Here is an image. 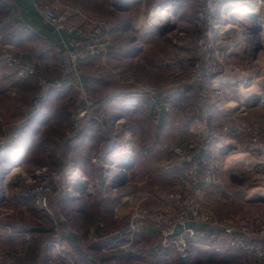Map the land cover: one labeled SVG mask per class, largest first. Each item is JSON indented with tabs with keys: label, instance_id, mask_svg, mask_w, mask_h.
<instances>
[{
	"label": "built area",
	"instance_id": "obj_1",
	"mask_svg": "<svg viewBox=\"0 0 264 264\" xmlns=\"http://www.w3.org/2000/svg\"><path fill=\"white\" fill-rule=\"evenodd\" d=\"M183 1L156 0L148 11L149 22L146 26L154 34L166 33L168 36L172 35L174 40L184 42V48L190 50L191 57L184 59L171 55L162 58L159 65L164 77L158 86L149 82H140L135 77L126 80L138 90L135 96L142 98L145 102L149 121L155 127L160 124L163 116L171 113L170 102L161 98L162 90L199 89L201 84H205L211 97L221 104L225 103L224 100L230 96L231 90L238 91L240 100L239 103L235 102L238 107L227 109L224 106L226 111L231 113L235 109L237 113L238 110L242 111L243 104H246L245 107L253 104L254 100H244L245 90L256 87L260 78L264 77V0H194L193 28L195 31L192 40H188L187 36L185 39L184 35L178 37L180 33L176 29L179 28L176 8ZM31 7L37 16L52 27L59 36L62 47L58 78L49 79L39 71L36 61L32 62L33 66L26 65L21 53L15 55L16 53L10 50H3L0 53V73L9 81L35 77L44 93L50 89L63 90L65 82L68 81L67 88L77 90L81 101V106L75 110L70 127L64 131L57 147L59 151L57 158L62 161L60 168L53 172L40 169L33 175L22 172V176L28 182L12 185L9 188L18 198L16 203L20 207L25 209L24 201L29 199L34 209L49 220L52 238L48 243L56 249L60 246L59 238L62 233L91 244L112 238L111 243L103 245L100 249L102 253L110 254L129 247L135 233L137 234L144 227H149L158 242L159 250L166 253L170 264L187 261L196 249L222 251L226 248L244 249L247 256L250 258L253 256L255 261L257 259L258 262L253 264L264 262L262 248L264 220L257 225L250 223L233 225L213 215L195 192L200 178L201 182L210 186H216L219 183L217 156L208 153L205 149L215 138L214 134L208 132L203 134L199 145L180 139L171 146L167 163L180 172L184 184L181 188L150 197L152 200L150 204L146 201L145 203V199L136 201V205L128 213L129 238L124 243L121 241L120 231L112 229L119 223L122 215L113 216L116 220L113 226H108L101 217L79 230L69 224L65 215L56 214L52 210L51 199L58 193L73 194L76 197L97 193L104 198L105 210L109 205L108 202L115 197L119 186L124 183L127 173L125 166L132 165L134 155H124L129 156L130 160L123 165V174L117 177L112 176L109 170L115 164H119L123 155L115 151L116 147L120 148L116 133L103 130L105 138L99 144L97 153L91 157L97 183L95 193L92 182L82 174L75 163L63 158L61 150L77 133L81 116L86 118V123L95 121L104 126L106 122V116L101 112L102 100L92 101L85 85L78 79L75 67L77 60L84 57L77 51L83 46L86 47V59L95 58L96 61L106 65L104 57L109 45L108 28L103 21L94 20L77 10H63L59 0H31ZM241 8L254 10L255 12H252L254 16L250 17L251 13L241 16L238 11ZM162 10L166 12L165 16L159 14ZM169 15L173 18L170 21L167 20L171 19ZM152 22L155 23L153 26ZM64 35L68 36V40H65ZM179 45L183 47L182 43ZM226 72L238 73L241 77L234 82H220L218 77ZM113 73L119 77L123 74V70L115 69ZM126 104L128 107H135L137 100H128ZM117 124H120V121ZM227 124L223 131L229 133L231 127L229 122ZM242 130L247 135V150L224 160V177L227 181L238 182L247 179L255 181L260 175L258 172L264 169V139L261 136L259 123L256 121L244 123ZM8 136V133L2 131L0 146L5 144ZM125 144L123 151L125 148L129 149L127 147L129 143ZM116 155H118L117 159ZM7 175L4 178L5 188ZM110 228L112 232L109 231ZM219 234L228 237L229 240L226 242L218 239ZM35 236L34 232L22 234L23 246L16 251L0 249V264L13 256L23 257L25 249ZM249 240L258 242L249 243ZM119 254L120 252L114 254L116 257L112 258L109 264H123L120 262L122 253ZM66 263L82 264L71 255Z\"/></svg>",
	"mask_w": 264,
	"mask_h": 264
},
{
	"label": "rangeland",
	"instance_id": "obj_2",
	"mask_svg": "<svg viewBox=\"0 0 264 264\" xmlns=\"http://www.w3.org/2000/svg\"><path fill=\"white\" fill-rule=\"evenodd\" d=\"M155 1L156 0H130L129 2L130 4L128 7L129 9L125 7V10L123 9V11L121 12L123 15L119 16L115 14V12L117 11H114L113 0H59L63 10L64 9L68 10L69 5H71L72 3L74 6L75 5L79 6L80 9L83 8L81 10L84 13L77 10L81 12L83 15L86 14L94 20L104 21V23L108 27L110 26V28L112 26L114 28H119L120 30L125 28V31L127 32L120 31L118 33H112L111 36L109 35L110 36L109 46L112 45V41L120 42L121 39L123 43L124 40L125 41L130 40L131 45L126 47L128 49L135 50L136 51L135 53L138 56L133 64V68L136 69L137 75L132 72L128 74L130 71L129 70L130 66L125 62H124L125 65H118L111 58L109 63L108 61H106L107 63L106 65H104L101 61L96 62L95 58L86 59L87 58V55H85L86 47L85 46L79 47L77 51L80 52L82 55H84V57L83 59L80 58L77 60L75 72L81 73V71H84L89 76L92 75L91 79L89 80V83L87 84L93 100L94 99L109 100L113 102L115 109L120 110L121 107H123V110H125V108H128L126 101L130 100V96L128 95V92L123 93L117 91L119 87H122L121 85L124 84L115 81V78L117 77V75H114L113 73L115 69L123 70L124 71L123 76H125L126 78L136 77L139 80H143V78L146 77L149 83L158 86L162 82L160 81L161 78H159V73L161 74L163 72V70L159 65L160 60L162 58L169 57L171 55L179 56L184 59L185 58L188 59L189 57H191V54H189L190 50L184 48L185 45L184 42H178L172 38V35L168 36L166 33L154 34L150 32L152 31L150 30V28H147L146 24L147 22H149L147 17L148 11L152 7ZM193 1L194 0H184L176 8L177 27H179L176 29L180 33L178 37L184 35V38L186 39L187 36L188 40H192L193 31H195V28H187L188 26L187 23H191L192 21V18H189L188 16L190 13V11L188 10H190L189 7L193 6ZM116 2L117 4L122 5V1L117 0ZM123 4H128V3L124 2ZM85 7L88 10H86ZM85 12L90 14H87ZM129 23H130V28H128ZM134 23L135 24L137 23L135 25V28L132 27ZM43 24H45L47 27L49 26L44 22ZM49 29L53 32L54 36H56L52 27H50ZM181 43L183 44V47H180L181 45L179 44ZM52 44L53 46H57L55 41ZM50 48L52 49V47ZM2 51H3L2 48H0V53ZM40 56L45 58L47 55L44 54V52H41ZM60 58H61V50H58L57 54L54 53V51L51 52L50 58L47 63L40 62V64H38L39 71L42 72L43 75L45 74L46 77L48 78L57 79L60 70V66L58 65L57 62L60 60ZM34 60L36 62L38 61L36 59ZM89 62H93L94 66H92L93 64ZM24 63L26 65H32V66L34 65L32 64V62L24 61ZM128 63L130 62L128 61ZM218 80L220 81V79ZM14 81L15 80L9 81L0 73V90L4 92L3 95H6V97L3 100L0 97V134L2 133V131L8 133L9 136L6 139L7 142L9 139L13 138L12 133L16 132V130H19L21 127L25 125L29 126L30 134H28L29 138L25 139L24 148L20 152L21 158L18 159L17 163L12 164L10 168L8 169L6 168V170L5 168L3 171L0 170L1 184L3 182V193L7 197L6 202L0 201V223L9 221V218L18 219L21 212L24 211V209L16 203V200H18V198L15 197L14 192L10 191L9 189H5L4 187L5 176L8 173H10L11 170L15 167L19 168L20 171L23 172L24 174H30V175L35 174V171H38L40 169H45L46 172H53L56 171L58 168H60L59 164H61L60 162L62 161H60L57 158L59 151L55 150V148L56 146L59 145V143L62 140L64 129H66V127L68 129L70 127L69 123L71 121V118L75 110L81 106L79 94L75 89H71V90L69 89L70 91H68L67 93H63V92L58 93L56 90L50 89L48 90L50 93L48 91L44 93L43 91H41L40 87L36 83L37 80L36 81L34 80L35 81L34 82L32 79L31 80L29 79L28 80L29 82L26 81V83L22 84L20 88L14 87V85L12 84ZM221 81H223V79ZM131 85L132 84H130V86ZM122 88L127 90L130 89V87L125 85ZM168 90L169 89L162 90L161 98L163 100H167L168 95L165 96V94L167 93ZM182 93L183 94L179 97V99L174 100L173 104H170L171 113L166 116L167 119L165 122V128L163 130H159L160 126L155 127L150 123L151 124L150 127V125L146 123V129L148 132H145L144 138H150L152 134V136L159 137V141L161 142V144L158 143L154 145H151L150 142L149 147L152 149L151 150L149 149L150 151L149 153L158 152L159 154H162L164 157L161 158V162H158L156 165H159L161 163L160 165L161 166L163 165L165 168L167 167L169 168L166 156L170 152L171 146L177 140L181 139L184 142L188 141L199 145L201 143L203 134H205L206 132L212 134L215 133L218 137L215 140H219L227 137L228 134L223 131V128L228 125L227 124L228 122L225 119V117L232 116L236 110L233 109V112L230 113L229 111L225 110L224 106L227 109H230L231 102L239 103L240 100V93L238 91H233L231 96L225 98L224 100L225 103L221 104L215 101V98L211 97L205 84H201L199 86V89L185 88L182 90ZM47 94L49 97L46 99L45 96ZM44 99H46V101H44ZM243 106L244 108L241 109L242 112L247 111L248 113V110L254 107L256 108L255 109L256 111L254 112V116L264 117V105L257 104L255 106L245 107L246 104L245 105L243 104ZM216 113H218L219 115L217 121L214 117H212L213 116L212 114L216 115ZM236 114L237 116H239L241 112ZM38 116H40V121L41 120L45 121V123L41 122V124H45V125L41 126L40 130H39V126L38 129L36 130L38 125L37 122H39V120L36 119ZM45 118L47 119L45 120ZM124 124L125 123H122L121 126L123 127ZM133 124L134 123L130 122L129 120V123H126L127 129H131L132 126L134 127ZM144 126H145L144 124L143 125L139 124L136 127V131L141 130L140 132H143L142 129ZM11 130L13 132H11ZM104 130L105 132L108 131L111 133L112 132L119 133V135L116 137L118 139V142H120L122 138V137L120 138L121 131L116 132L115 130H112L110 124L109 125L104 124ZM35 131H38L37 137L34 136ZM37 140H40V142H36ZM4 145L0 146V148L3 147ZM125 145H126L125 143H118V146H120V148L117 149L116 147L115 151H119L123 156L135 153L134 150L131 151L130 144L129 146H127L129 149L125 148V150L123 151ZM98 146L99 145H96V147ZM209 146H211V143L205 147V149H207V152H210L211 148H209ZM229 149L223 155L220 154L217 156L215 154L217 156V162L219 167L218 168L219 183L216 186H210L208 184L201 182L202 179L200 178V183L195 187L196 189L195 191H197L196 193L199 196V198L202 199L203 205L212 214L214 213L216 215L222 216L221 219L223 217L230 216L231 214V216L234 218L241 215L244 217H249L250 219L253 220V214L255 215V213H261L264 210V205H263L264 203L262 204L259 201H256L254 198H252L255 197L256 194L251 195V193H253L252 191H255L258 188L261 189L264 188V179L261 178L262 175H264V169L258 172L260 175L256 177L255 181L248 179L238 182L227 181L224 177V169H225L224 160L225 159L228 160L229 157L246 151L247 147L236 150H233V148H229ZM96 150L98 151V148H96ZM153 154L154 153H152V155L150 154V157L152 158L149 159L147 157L136 158L137 159L136 167L132 166L133 163L129 167L126 173L125 181L123 184L119 186L118 191L116 192L115 197H113V199L116 198L119 192L121 194H125V193L129 194V192L132 191L134 192V194H136L134 196L137 197H139L140 195H145L146 191L147 192L150 191V193L164 194L168 191L175 189L176 185L180 184L179 183L180 178L177 177V173L175 174V171L169 172V170L162 169V172L159 175L155 174L156 171L155 172L152 170L150 171L149 165L154 162L153 161L154 159H158L157 157L158 155L155 154L153 155ZM117 156L118 155L115 156L116 159L118 158ZM0 160H1L0 163L1 167L7 165L8 161L4 160V157L1 154H0ZM89 164L93 169V166L91 164V158L89 160ZM178 174H180V172H178ZM89 180L93 184L92 188L94 189V193L97 192L96 191L97 183L95 181L94 170H93V174L91 171ZM223 186L225 187L227 186L229 188L230 191H228V193L230 192L233 194L230 196L232 197V199L228 198L227 196L225 197L224 193H222V191H219L220 190L219 187L222 188ZM248 194H250L249 195L250 197L248 196ZM90 196L92 198H90L85 202L86 204L85 208H87L88 212H91L92 210L96 212L97 208L95 207V205L99 200V195L95 193ZM84 197H88V196H84ZM52 199L50 202V206L52 210L56 214H62V213H57L55 211L52 205L53 203ZM28 201L31 200L28 199ZM79 202L80 201H78L77 204H79ZM62 203L60 204V206H62ZM60 209L63 208L60 207ZM129 211H131V209H129ZM102 212L103 214H101V216H104L106 218L107 210H104ZM41 215L43 216L41 212L34 211L33 215H31L30 218H33L37 221H41L42 220ZM127 215L126 216L125 214L122 215L119 221L120 224L118 223L119 224L118 226L121 227L123 220L127 217ZM99 218L101 217L93 216L91 218L90 217L88 218V216H86L83 219L84 221L83 223L86 226L87 224ZM223 219L227 220L225 218ZM32 223L33 224L30 226L35 227L34 226L35 221H32ZM246 223L249 224L250 222L247 220ZM69 224L77 228L70 221ZM109 224L111 225V223ZM233 225H238V224H233ZM85 226H83V228ZM118 226H116L115 228L116 229L119 228ZM49 227L50 229L48 230ZM41 228L44 230L42 232L44 233L42 238L45 237V239H47L46 236L51 237L50 235L51 225L49 220H47L44 216H43V224ZM109 231L112 232L111 228L109 229ZM80 242L82 244H91L82 241ZM157 244H158L157 240H155V243L154 240L152 241V243L148 241L145 242L143 240H138L136 244L135 243L132 245L130 244L129 247L117 251L120 252V254L121 253L123 254V251L125 250L124 251L125 256H122L121 254L120 262L121 263L123 262V264H147L144 259V255L146 254V251L148 254V250L150 251V249L154 248V252H156V248L159 250V246ZM0 249L14 250L13 248H9V247H0ZM16 250L17 249H15V251ZM89 250L91 251L92 249ZM117 252L116 253L112 252L110 254L114 255L117 254ZM34 255L35 253L34 254L30 253V256L27 257V250L25 249L23 257L20 256L21 257L20 258L13 256L8 260H5V263L3 264H37L34 262L37 260L35 259ZM89 255H90L89 260L87 262H85V260L77 259L76 256L74 255H72L71 257H73L75 260H79L82 264H96L97 256L98 258H102L104 254L100 250L99 255H97L94 251L89 252ZM69 256L70 255L64 258V262H61V264H68L66 262ZM193 256L195 257H192L191 261L188 263L187 260L186 262H182V263L172 262V264H235L234 260L232 259L224 263L226 260L225 255H218L217 257V256H210L207 253H201L200 255L197 253V255H193ZM102 259H103L102 263L106 262L108 264L107 259L106 260L104 258ZM99 263L102 264L101 262Z\"/></svg>",
	"mask_w": 264,
	"mask_h": 264
},
{
	"label": "crops",
	"instance_id": "obj_3",
	"mask_svg": "<svg viewBox=\"0 0 264 264\" xmlns=\"http://www.w3.org/2000/svg\"><path fill=\"white\" fill-rule=\"evenodd\" d=\"M116 1L117 0H113L114 11H117V12H115V14L122 16L123 14L121 12L123 11V9L125 10V7L126 8L129 7L130 0H119V1H122V5L117 4ZM124 2H127L128 4H123ZM189 8H190V10H188ZM189 8L187 9L188 11H190L188 16H189V18H192V21H191V23H187L188 24L187 28H193V26H194L193 25V18H194L193 6L189 7ZM69 9L79 10V11L83 12L81 10L83 8L80 9L79 6H76V5L74 6L72 3H71V5H69ZM85 9L88 10L86 7H85ZM85 13H87V12H85ZM87 14H90V13H87ZM86 16H88V15H86ZM136 24L134 23L132 25V27L135 28ZM128 26H129L128 28H130V23ZM48 27L45 24H43L41 19L33 11L32 7H31V0H0V48H2V50L13 51L16 53L15 55L21 53L23 59L27 62H33V61H35L34 59H36V60H38L37 64H40V62L47 63L49 58H50L51 52L54 51V53L57 54L58 50H61V47H62L59 43L58 34L56 32H54L56 34V36H54L53 32L49 29L50 27L49 28ZM107 28H108V33L110 36L112 35V33H118L120 31H125V28L121 29V30L119 28H114L113 26L111 28H110V26L109 27L107 26ZM190 31H192V30H190ZM125 32H127V31H125ZM47 37L50 39H48ZM51 37H52V40H51ZM64 38H65V40H68V36L64 35ZM54 41H55L57 46H53L52 43H54ZM129 45H131L130 40H128V41L124 40L123 43H122L121 39H120V42L112 41V45H110V46L108 45V48L106 50L104 58L106 61H108V63L112 58L115 61V63H117L118 65H125V63L128 64L130 66L129 67L130 71L128 74H130L132 72V73L137 75V71H136V69L133 68V64L135 62V59L138 56L136 55L135 50L128 49L126 47ZM50 47H52V49ZM42 48L47 50V53H46L47 56L45 58L40 56ZM128 61L130 63H128ZM96 62H98V61H96ZM57 63L60 66V60ZM89 63L93 64V62H89ZM89 63H87V64H89ZM92 66H94V64ZM123 73H124V71H123ZM91 77H92V75L89 76L84 71H81V73H78V79H80V81H82V83L85 85V89L89 93L90 98L92 99V96H91V93L89 91L88 84H87V83H89V80L91 79ZM163 77H164L163 72L161 74L159 73V78H161L160 81H163ZM49 79H51V78H49ZM127 79L128 78L123 76V74H121L119 77L117 76L115 78V81H118V82L124 84L125 86L130 87L129 90L123 89L122 87L124 85L119 84L122 87H119V89L117 91L118 92L120 91L123 93L128 92V95L130 96L131 101L137 100V106H135V107L130 106L128 108H125V110H123V107H121L120 110H117V109H115L112 101L103 99L102 100L103 107L101 108L102 109L101 112H103L106 116V123H105L106 125L110 124V127H112V130H115L116 132L121 131L120 132L121 133L120 138L121 137L122 138H121L119 143H129L131 145V148H133V150L135 151L136 154L135 153H134L135 155L133 154L134 155V162H133L132 166L136 167V160H137L136 158H138V157L139 158H144V157L146 158L147 157L149 159V158H152V157H150V154L152 155V153H154L155 155H158L157 156L158 159L153 160L154 162L149 165L150 166L149 169H150V171L151 170L154 172L156 171L155 174L159 175L162 172V169L166 170V169H170L171 167L169 166V168L168 167L165 168L163 165L162 166L160 165L161 163L159 165H156L158 162H161V158H163L164 156L162 154H159L158 152L149 153L150 152L149 149L150 150L152 149L149 147L150 142H151V145L158 144V143L161 144V142L159 141V137L152 136V134H151L150 138H144L145 132H148L146 129V123L149 124L151 127L149 117H148V113H147V110L145 107V102L143 101L142 98L135 96V94L137 93L138 90L136 89V87L134 85H133V87H132V85L130 86V84L126 82ZM139 81L149 82L146 77H144L143 80H139ZM67 83H68V81H66L64 86H63L65 89L60 90V91L71 89L69 87L67 88ZM126 84H129V85H126ZM171 89H173V88H171ZM232 93H233V90L230 91V96L232 95ZM120 95H122V94H120ZM98 100L99 99H97V100L92 99V101H98ZM167 100L170 102L169 99H167ZM99 101H101V100H99ZM173 102L171 101L170 104H173ZM255 109L256 108H254V107L249 109L248 113H247V111H245V112L241 111V114L239 116H237V114L235 113L232 116L225 117L227 122L230 123L231 130L229 133H227L228 134L227 137H225L223 139H219V140H215L218 137L215 133H213V134H215V138H213L211 141V146H209V148H211V149H210V152H208V153L216 154L218 156L220 154L223 155L226 151H228L229 148H233V150L245 148L246 142H247L246 141L247 135L242 130V125L244 123H247L250 121H256L259 123L261 136L264 139V117L254 116V112L256 111ZM212 115H213L212 117H214L217 121L218 117H219L218 113H216V115H214V114H212ZM235 116H236V118H235ZM166 119H167L166 116L162 117L161 122L158 125V126H160L159 130H163L165 128ZM129 120H130V122L134 123L133 124L134 127L132 126L131 129H127V127H126L127 126L126 123H129ZM118 121H120V124H117ZM122 123H125L123 125V127L121 126ZM139 124L145 125L142 129L143 132H140L141 130L136 131V127ZM121 127H122V129H121ZM141 128H142V126H141ZM66 129H67V127H66ZM66 129H64V131ZM103 130H104L103 125H100L95 121L87 122V123H85L84 128L81 131V133L78 135V137H76L70 143L66 144L61 150L64 158H67V159L71 160L72 162H74L75 165L79 168V170L82 172V174L88 180L90 179L91 171L93 174V169H92L91 165L89 164V160L97 152L96 148H98V147H96V145H99L103 141V139L105 138ZM64 131H63V133H64ZM116 135L118 136L119 133H116ZM132 144H133V147H132ZM57 147L58 146H56L55 150H57ZM143 147H144V149L142 150ZM155 150H156V148H155ZM229 150H232V149H229ZM206 151H207V149H206ZM167 158H168V154L166 156V159ZM175 170H176L175 174L177 173V177L180 178V180H179L180 184L179 185L177 184L176 187L175 186L174 187L175 188H181L184 184L183 183V177H181V175L178 174L179 171L177 172V169H175ZM261 178L264 179V175H262ZM138 187H140V186H138ZM219 189H220L219 191H222V193H224L225 197L227 196L228 198L232 199V197H230V196L233 194L230 192L228 193V191H230V190L227 186L226 187L223 186L222 188L219 187ZM195 192H197V191H195ZM134 195H136V194H134V192H132V191H130L129 194L128 193L127 194L126 193L121 194L119 192V194L116 196V198H114L111 202H108L109 205L105 209V210H107V217L106 218L104 216H101V214H103L102 211H104V207H103L104 198L100 195H99V200L95 205V207L97 208L96 212H94L93 210L91 212H88L87 208H85V205H86L85 202L87 200H89L90 198H92L90 195H88V197H84V196L76 197L73 194H67L64 197L65 200L63 202L64 203L63 207L66 210L65 213L67 215V218L72 220L73 221L72 223L79 226V227H77L79 229H81V228H83V226H85V224L83 223L84 222L83 219L86 216H88V218L89 217L91 218L93 216L102 217L108 226H113L112 224H114L116 221L113 219V216L124 215V214L126 216L128 212H131V211H129V209L132 210L134 208V205H136V201H140V200L145 199L144 202L146 201L150 204L152 202L150 197L157 195V193H150V191H148V192L146 191L145 195H140L139 197L134 196ZM249 195L250 194H248V196ZM251 195H254V194L251 193ZM252 198H254V197H252ZM200 200L202 201L201 198H200ZM0 201L1 202L7 201V197L3 193V182L1 184V177H0ZM78 201H80L79 204H77ZM113 203H115V204H113ZM260 203L263 204L264 202H260ZM25 204H27V205H26L24 211L21 212L18 219L9 218V221H5L4 223L3 222L0 223L1 224V226H0V247H9V248H13L14 250L18 249V248L23 246V240H22L20 234H23V232H26V231L34 232L36 236L33 238L34 240L32 239V241L30 243V245L32 244L31 247L29 245L26 250H27V257L30 256V253H33V254L35 253L34 256H36V255H38L39 251L42 250V245L44 243L43 239L45 238V237L42 238L43 234H44L42 232L44 230L41 228V226L43 224V217H42L41 221H37L33 218H30V216L33 215V213L35 211L33 203H32V201H26ZM58 206L60 208L59 203H58ZM125 209H127V210H125ZM263 212H264V210L261 213H255V215L253 214V220L250 219L249 217H244L241 215L234 218L231 216V214H230V216H226L223 218L227 219L230 223H233V224L246 223V221L248 220L250 222V224L257 225V224H260V222H262L264 220V213ZM214 215L217 217H220V218L222 217V216H219L216 214H214ZM127 217H128V215H127ZM32 221H35V223H34L35 227L30 226L33 224ZM38 222H39V224H38ZM109 223H111V225ZM119 224L114 225V226L116 227ZM39 225H41V226H39ZM115 227H113V228L116 229ZM31 229H33V230H31ZM49 229H50V227L48 228V230ZM68 237L73 240V238L71 236H68ZM222 237H223V239H222ZM136 238H138V240H143L145 242L148 241L151 243L154 240V243H155V237H154L153 231L149 227L142 228V230L140 231V233L137 235ZM219 238L223 241H226V242L229 240L228 237L223 236L221 234L218 235V239ZM137 241H135V242H137ZM248 242L249 243H255L258 241L257 240H249ZM47 243H48V241H47ZM46 247H47L46 250H47L48 258H47V261L45 262V264H61V260L58 258V256H59L58 254L62 250L61 248L65 249L66 252L72 253L74 251L77 254L81 253L82 257L87 258V259H89V256H90L89 252L93 251V250L90 251L89 249H87L88 251H85V252L79 251L78 252L76 249H74V247L71 243L69 245L65 241L62 243V245L60 243V246H58L56 249L53 245H50V244L47 245ZM262 248H263V252H264V245H262ZM197 253L199 255L201 253H207V254H210L213 256H217V257H218V255H225L226 260L224 263H226L230 259L234 260L235 264H237V263H239V264L240 263L241 264H253V263L258 262L257 259L255 261L253 256H251V258L249 256H247V253L245 252V250L241 249V248H226L222 251L201 250V249L197 250L196 249L192 252L191 256L197 255ZM96 254L99 255V253H96ZM159 255H161V254L157 255V252H154V248H153V249H150V251L148 250V254L146 251V254L144 255V259H145L147 264H156L157 263V257ZM165 259H166L165 262L167 264L168 256L166 257V255H165ZM259 264H264V262H259Z\"/></svg>",
	"mask_w": 264,
	"mask_h": 264
},
{
	"label": "trees",
	"instance_id": "obj_4",
	"mask_svg": "<svg viewBox=\"0 0 264 264\" xmlns=\"http://www.w3.org/2000/svg\"><path fill=\"white\" fill-rule=\"evenodd\" d=\"M41 52H44V54H46L47 53V50H45V49H41ZM35 80L36 81V79H35V77H28V78H26V79H24V80H15L12 84L14 85V87H21V85L22 84H24V83H26V81L27 82H29L28 80ZM34 81V82H35ZM37 83V82H36ZM35 83V84H36ZM183 89H185V88H183ZM183 89H169L168 91H167V93L165 94V96H167L168 95V97H167V99H169L170 100V102L172 101H174V100H176V99H179V97L183 94L182 93V90ZM71 90V89H70ZM69 89L68 90H64V91H60V90H56L58 93H67L68 91H70ZM49 92V91H48ZM50 93V92H49ZM48 93V94H49ZM4 94V92H2L1 90H0V97H1V99L3 100L5 97H6V95H3ZM48 94L45 96L46 97V99L49 97L48 96ZM46 99H44V101H46ZM41 116V115H40ZM40 116H38L36 119L37 120H39V122H37V128H36V130L38 129V126H39V130H40V128H41V126H43V125H45V124H41V122H43V123H45V121L44 120H41L40 121ZM47 118H45V120H46ZM11 132H13L12 130H11ZM28 134H30L29 133V126H27V125H25V126H23V127H21L19 130H16V132H14V133H12V135H13V138L12 139H9L7 142H6V144L3 146V147H1L0 148V154L1 155H3V157H4V160H7L8 161V163H7V165L6 166H0V170L1 171H3L4 170V168H5V170H6V168L8 169V168H10V166L12 165V164H14V163H17V161H18V159H20L21 158V156H20V152H21V150L24 148V143H25V139L26 138H29L28 137ZM24 135V136H23ZM20 136H22V137H20ZM34 136L35 137H37L38 136V131H35V133H34ZM39 139V138H38ZM36 142H40V140H37ZM144 149V147L142 148V150ZM0 163H1V160H0ZM166 170H169V172L171 171V172H174V171H176L175 169H173V168H170V169H166ZM173 170V171H172ZM65 195H67L66 193H58L57 195H55L54 197H53V203H52V205H53V208L55 209V211L57 212V213H62V214H64L66 217H67V215H66V213H65V208L63 207L64 205V203H62V202H64V200H65ZM26 201H28V200H25L24 202L26 203ZM60 201V202H59ZM58 203L59 204H61L62 203V206H60V207H62L63 209H60L59 208V206H58ZM27 205V204H26ZM36 211V210H35ZM38 213V212H37ZM42 216V215H41ZM44 216V215H43ZM42 216V217H43ZM68 219V218H67ZM68 220H70V219H68ZM71 221V223L73 222L72 220H70ZM38 224H39V222H38ZM73 225H75L74 223H72ZM76 227H79V226H77V225H75ZM117 230H119L120 231V234H122V236H121V241H122V243H124L125 241H127L128 240V238H129V230H130V227H129V217H126L124 220H123V223H122V225H121V227L119 226V228H117ZM31 231V230H30ZM26 232H29V231H26ZM26 232H23V234L24 233H26ZM140 232H138L137 234H135L133 237H132V241H131V245L132 244H136V242L135 241H137L138 240V238H136L137 237V235L139 234ZM20 235H22V234H20ZM47 237V239H43V245H42V250H40L39 251V253H38V255H36L35 256V259H37L36 261H34L35 263H37V264H45V262L47 261V258H48V254H47V245H49L48 243H47V241L49 242L50 240H51V238L52 237H49V236H46ZM73 238V240L72 239H70L69 237H68V235H66V234H64V233H62L61 234V236H60V238H59V241H60V243H61V245H62V243L65 241V242H67L69 245H70V243L73 245V247H74V249H76L78 252L80 251V252H85V251H88L87 249H92L95 253H99V251H100V249L102 248V246L103 245H106V244H108V243H111L110 241L112 240V238H108L107 240H101V241H99L98 243H96V244H94V245H91V244H82L77 238H74V237H72ZM221 238V237H220ZM222 239H223V237H222ZM71 240V241H70ZM225 240V239H224ZM134 241V242H133ZM133 242V243H132ZM62 250L60 251V253L58 254L59 256H58V258L61 260V262H64V258L67 256V255H74V256H76V258L77 259H80V260H85V262H87L89 259H87V258H84V257H82V255H81V253L80 254H77L76 252H72V253H70V252H66L65 251V249H63V248H61ZM156 252H157V255L158 254H161V255H159L158 257H157V263L156 264H166V259H165V255H166V253L165 252H163L162 250H158L157 248H156ZM69 253V254H68ZM104 255H103V257L102 258H104L105 260L107 259V261H108V264H109V262H110V260L112 259V258H114V257H116L115 255H112V254H109V253H103ZM208 255H210V254H208ZM122 256H125V253H123L122 254ZM210 256H213V255H210ZM166 257H167V255H166ZM191 257V258H190ZM189 257V259H188V261H187V263L188 262H190L191 261V259H192V257H194V256H190ZM102 258H98V256H97V263L96 264H100L99 262H101L102 263ZM102 264H107L106 262L105 263H102ZM167 264H170L169 262H167Z\"/></svg>",
	"mask_w": 264,
	"mask_h": 264
},
{
	"label": "bare ground",
	"instance_id": "obj_5",
	"mask_svg": "<svg viewBox=\"0 0 264 264\" xmlns=\"http://www.w3.org/2000/svg\"><path fill=\"white\" fill-rule=\"evenodd\" d=\"M159 12V9L157 10ZM238 11H240L241 16L249 14L252 12H255L254 10L250 9V8H241ZM163 16L166 15V12L162 10L161 13H159ZM170 16V15H169ZM171 19H167L168 21L172 20V16H170ZM153 24H155L154 22L151 23V25L153 26ZM263 28H264V23H263ZM241 75L238 73H231V72H226L222 75H220L218 77V79L222 78L223 81H234L238 78H240ZM221 81V79H220ZM221 81V82H223ZM251 94V96H249ZM258 99L260 104L264 105V77L260 78V80L257 82L256 87H251L250 89L245 90L244 93V100L245 101H249V100H256ZM231 108H236L238 107L236 103H230ZM129 156H123L122 159L120 160L119 164H115L113 167H111V169L109 170V172L111 173L112 176H121L123 174L124 171V167L123 165L127 164L129 161ZM77 177V174L75 175ZM28 180L25 179L22 176V172L20 171L19 168L15 167L11 170V172L7 175L6 177V182H5V186L7 189H9L12 185H16V184H23V183H27ZM257 190V191H256ZM255 191H252V194H256L254 199H264V188H258ZM262 196V197H259Z\"/></svg>",
	"mask_w": 264,
	"mask_h": 264
},
{
	"label": "water",
	"instance_id": "obj_6",
	"mask_svg": "<svg viewBox=\"0 0 264 264\" xmlns=\"http://www.w3.org/2000/svg\"><path fill=\"white\" fill-rule=\"evenodd\" d=\"M254 15L253 14H250V17H253ZM159 34V33H157ZM259 102L258 99L254 100L253 104L251 106H255L257 105ZM86 123V118L84 116H81L80 119H79V127H78V131L77 133L71 138L69 139L68 143H70L72 140H74L76 137H78V135L81 133V131L83 130L84 128V125ZM130 166H125L126 170L129 169ZM232 182H236L235 180L232 181ZM256 201H259V202H264V199H255Z\"/></svg>",
	"mask_w": 264,
	"mask_h": 264
}]
</instances>
